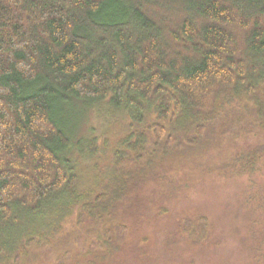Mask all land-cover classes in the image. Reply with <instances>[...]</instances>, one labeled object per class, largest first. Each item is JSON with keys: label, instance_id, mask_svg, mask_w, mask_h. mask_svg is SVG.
Returning a JSON list of instances; mask_svg holds the SVG:
<instances>
[{"label": "trees", "instance_id": "16d2710c", "mask_svg": "<svg viewBox=\"0 0 264 264\" xmlns=\"http://www.w3.org/2000/svg\"><path fill=\"white\" fill-rule=\"evenodd\" d=\"M0 264H264V0H0Z\"/></svg>", "mask_w": 264, "mask_h": 264}, {"label": "rangeland", "instance_id": "374dc122", "mask_svg": "<svg viewBox=\"0 0 264 264\" xmlns=\"http://www.w3.org/2000/svg\"><path fill=\"white\" fill-rule=\"evenodd\" d=\"M103 112L104 110L98 112L96 108L94 110L92 109L89 114V117L85 120L84 123L81 124L79 134L85 135L91 132L92 130H97L98 133L101 132L106 126V123L108 122L109 119V116H107ZM244 183H245L244 181L239 180V183L237 184H230V183H228L229 185L223 184V186L215 187V192H213L212 194H208L210 193V190L208 193H203L204 188L207 187L206 185L208 184V183L206 184L205 182L201 194L199 196H194L195 200L192 203L195 204L193 206L195 207L198 206L204 210L207 209L210 215L217 217L225 213L224 210L220 208V204L226 205V203L232 202L234 203V206H232L229 209V212L233 213L234 207L238 205L237 201L241 200L242 192L246 188ZM231 213L228 214V217H231ZM222 223L225 225L223 226L222 224L224 228L228 226L226 222H222ZM235 245L236 242L233 239L230 240L228 243H226L224 249L222 250V254L225 257L231 256L235 252L236 249ZM127 249L129 250V248Z\"/></svg>", "mask_w": 264, "mask_h": 264}]
</instances>
